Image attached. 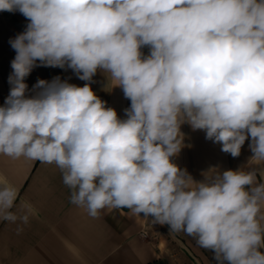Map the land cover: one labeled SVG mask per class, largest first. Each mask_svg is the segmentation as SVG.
I'll return each instance as SVG.
<instances>
[{"label": "clouds", "instance_id": "clouds-1", "mask_svg": "<svg viewBox=\"0 0 264 264\" xmlns=\"http://www.w3.org/2000/svg\"><path fill=\"white\" fill-rule=\"evenodd\" d=\"M0 11L28 20L9 41L0 154L54 164L92 217L126 208L194 238L216 264H264V168L197 181L174 162L187 124L233 158L250 140V161L264 164V0H0ZM41 66L86 83L29 90ZM98 71L130 100L124 118L92 90ZM16 196L0 182V218L16 221Z\"/></svg>", "mask_w": 264, "mask_h": 264}, {"label": "crops", "instance_id": "crops-1", "mask_svg": "<svg viewBox=\"0 0 264 264\" xmlns=\"http://www.w3.org/2000/svg\"><path fill=\"white\" fill-rule=\"evenodd\" d=\"M60 70L67 82L77 86L86 83L77 75L72 78V69ZM115 83L93 78L91 87L124 118L130 100ZM181 131L185 146L174 162L197 181L210 168H264V164L250 161V140L245 141L240 156L233 158L221 151L220 144L206 139L205 132L193 131L187 124ZM0 182L17 190L10 209L16 221L0 218V264H152L157 260L165 264H216L213 253L201 249L194 238L170 232L166 225L153 224L150 218L132 215L126 208L104 209L97 217L90 216L85 208L70 202V190L54 164L0 154ZM22 217H27V222Z\"/></svg>", "mask_w": 264, "mask_h": 264}, {"label": "rangeland", "instance_id": "rangeland-1", "mask_svg": "<svg viewBox=\"0 0 264 264\" xmlns=\"http://www.w3.org/2000/svg\"><path fill=\"white\" fill-rule=\"evenodd\" d=\"M28 20L19 12H6L0 11V104L3 105L4 100L9 94L10 85L8 78L11 69V61L14 59L16 53L11 47L9 41L14 39L18 34L22 33ZM143 53L147 55L149 49L147 47L142 49ZM54 77H60L64 80L59 67H36L33 69L31 74L27 77L26 83L28 84L29 90L36 83L38 79H44L51 81ZM72 78L76 77V73L72 72ZM94 79H100L104 82L107 80L105 75L98 71L93 77ZM200 251V250H199ZM211 253V251H208ZM202 255V254H201Z\"/></svg>", "mask_w": 264, "mask_h": 264}, {"label": "trees", "instance_id": "trees-1", "mask_svg": "<svg viewBox=\"0 0 264 264\" xmlns=\"http://www.w3.org/2000/svg\"><path fill=\"white\" fill-rule=\"evenodd\" d=\"M152 264H165L164 262H162L161 260H157V261H155L154 263H152Z\"/></svg>", "mask_w": 264, "mask_h": 264}, {"label": "built area", "instance_id": "built-area-1", "mask_svg": "<svg viewBox=\"0 0 264 264\" xmlns=\"http://www.w3.org/2000/svg\"><path fill=\"white\" fill-rule=\"evenodd\" d=\"M142 236H143L144 238H146V237H147V234H146V232H145V231H142Z\"/></svg>", "mask_w": 264, "mask_h": 264}]
</instances>
